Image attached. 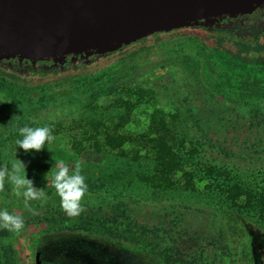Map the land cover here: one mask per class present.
<instances>
[{
  "label": "rangeland",
  "instance_id": "374dc122",
  "mask_svg": "<svg viewBox=\"0 0 264 264\" xmlns=\"http://www.w3.org/2000/svg\"><path fill=\"white\" fill-rule=\"evenodd\" d=\"M139 100L119 131L132 135L146 132L155 110L167 113L177 130L183 164L174 189L158 194L148 189H138L137 193L134 190L133 195L144 205L136 217L151 226L161 222L166 226L173 216L167 219L164 215L172 210L183 211L181 226L188 228L185 223L191 222L194 239H224L230 243V239H237L238 248L230 254L236 264H249L252 254L258 264H264V222L253 212L244 215L232 211L227 203L228 189L235 183L253 193L264 191V87L247 89L220 75L197 43L175 42L141 52L125 60L117 70L85 84L75 81L30 93L0 85V168H10L18 158L25 163L27 177L34 186L43 181L46 187L52 185L53 170L62 165L71 173L78 163L81 175L94 178L103 173L116 179L121 166L134 171L139 167L131 158L135 143L124 145L130 156L119 160V150H112V154L94 150L92 135L97 125L102 131L121 125L122 115L127 113L126 103L133 105ZM22 126H48L53 139L41 151L26 153L15 143L21 138L18 130ZM186 172L194 179L192 189L186 187ZM48 197L55 207L61 204L57 190ZM27 202L22 193L16 194L6 176L0 178V209L15 215L22 212V206L30 207L37 215L49 211L40 208L35 199ZM98 202L82 196L73 211ZM161 207L168 211H159ZM3 229L0 227V231ZM42 231H32L27 226L19 233L9 230L8 236L0 233V263L113 264L104 252L118 253L95 238L36 239ZM40 247L50 248V257H37ZM243 256L246 260L241 262ZM226 259V264L232 263ZM122 264H136V258L126 257Z\"/></svg>",
  "mask_w": 264,
  "mask_h": 264
},
{
  "label": "trees",
  "instance_id": "16d2710c",
  "mask_svg": "<svg viewBox=\"0 0 264 264\" xmlns=\"http://www.w3.org/2000/svg\"><path fill=\"white\" fill-rule=\"evenodd\" d=\"M145 40L146 38L141 39L137 43ZM170 44L172 43L154 45V48H151L152 45L148 44L144 47L143 52L160 49ZM139 53L141 52L138 49L134 55ZM243 60L246 62L259 61L249 56H245ZM121 65L120 63L109 64V67L105 69L98 67L90 70L89 73H85L86 75H83V77L76 78L70 82L62 83L56 81V83H53L50 80H45V77L40 75L43 71L41 69L28 70L26 73H22L19 70V66H9L7 63L0 61V85L24 93L46 92L75 81L81 84L97 81L117 70ZM7 68L14 69V71H7ZM3 76L11 79H20L28 84L23 88L7 83L4 84L2 82ZM247 89H250V87L247 86ZM140 102L141 100L133 105L130 101L126 103L127 113L122 115L124 122L121 125H117L114 129H105L104 131L99 129L100 125H97L96 134L92 135L95 140L94 150L110 152L108 154H112V150H119V160H126L130 156L129 152L124 149V145L128 142L135 143L136 147L132 151L133 155L131 158L139 163V167L134 168V171H126L125 167L121 166L116 179L113 177L108 178L103 173L100 176L97 174L98 177L95 178L86 175L85 183L87 189L83 196L99 202L91 206L88 204L86 209H78V211L73 212L65 208L62 210L61 201V204H56V207L52 204L54 201H47L48 196H52L56 190L53 184L50 185L51 187H46L41 181L35 185L38 188V193L41 194L35 198V202L43 210L49 209V211H46V214L41 212L44 215H37L30 211V207L25 208L22 206L20 208L22 212H18L17 215L23 218V227L29 226L32 231L39 230V228L43 230L42 235H38L36 239L75 236L77 238L102 240L113 246L115 245L122 252H133L151 264H226L228 262L226 258L232 260L231 264H236L235 261L237 260L234 257L232 259L230 254L238 248V240L230 239V243L225 242L224 239H194V235L191 234L192 223L189 221L185 223L188 228L181 226V217L185 214L183 211L172 210L164 215L167 219L169 216H173L171 222L167 221L166 226L163 222L151 226L136 217L138 212L142 213L144 205H141L139 197L133 195L134 190L137 193L138 189H148L151 193L158 194L174 189L179 183L177 174L182 170L183 164L180 147L176 141L177 130L168 120L167 113L155 110L146 132L132 135L119 131V126H122L129 119L133 107ZM100 137L102 140H100ZM142 150H145L144 154H141ZM143 159L148 161L144 162ZM142 166L143 168H140ZM210 171L215 172L214 167H210ZM184 177L186 187L188 189L194 188L195 183L192 174L186 172ZM127 202H130V205ZM227 203L232 211L244 215H249V213L253 212L264 222V191L253 193L244 189L239 183H235L228 189ZM132 204L133 207H131ZM25 205L28 206L29 203L27 202ZM159 211H165V208L161 207ZM167 211L168 209L165 212ZM45 224L46 228L44 229L43 226ZM162 225H164L165 229H163ZM0 233L3 236H8L9 230L4 228ZM186 235L189 236V239H181V236ZM61 243L59 242L58 244ZM60 248L57 246L58 250ZM250 248L252 249V247ZM51 252L50 248L40 247L35 255L37 257H50ZM104 253L108 255L109 259L113 260V264H122L121 259L123 257L118 256V253ZM234 255L238 256L236 252ZM244 256L241 257V262L246 260L243 259L246 258ZM248 261H251L249 264H258L253 254Z\"/></svg>",
  "mask_w": 264,
  "mask_h": 264
},
{
  "label": "water",
  "instance_id": "95a60500",
  "mask_svg": "<svg viewBox=\"0 0 264 264\" xmlns=\"http://www.w3.org/2000/svg\"><path fill=\"white\" fill-rule=\"evenodd\" d=\"M264 0H0V61L63 70L159 32L229 27Z\"/></svg>",
  "mask_w": 264,
  "mask_h": 264
},
{
  "label": "flooded vegetation",
  "instance_id": "af4514ba",
  "mask_svg": "<svg viewBox=\"0 0 264 264\" xmlns=\"http://www.w3.org/2000/svg\"><path fill=\"white\" fill-rule=\"evenodd\" d=\"M197 43L215 70L232 80L233 83L244 84L255 89L264 86V9L249 14L244 20H237L229 27L191 26L174 29L169 32H159L144 42L133 43L122 51L101 57L89 64H77L63 70L47 68H27L17 64L7 63L9 66H19L22 73L28 70H43L40 75L53 83L56 81L70 82L83 77L90 70L109 67V64H122L139 49L143 52L145 46L169 44L174 42ZM245 56L256 58L257 62H246ZM7 71H14L7 68ZM230 73V75H228ZM2 82L15 87H26V82L20 79L2 77ZM25 84V85H24Z\"/></svg>",
  "mask_w": 264,
  "mask_h": 264
},
{
  "label": "clouds",
  "instance_id": "9594fccd",
  "mask_svg": "<svg viewBox=\"0 0 264 264\" xmlns=\"http://www.w3.org/2000/svg\"><path fill=\"white\" fill-rule=\"evenodd\" d=\"M18 131L21 138L17 139L15 143L26 153L30 150L41 151L45 148L46 142L50 143L53 139L51 129L48 126H22ZM5 176L13 186L16 194L20 195L22 193L26 202L41 195L38 193V188L34 186L33 181L27 177L26 165L20 159L17 158L10 168H0V178ZM52 184L61 198L63 207L70 212L77 208L78 202L87 189L85 177L80 174V165L78 163L71 173L69 168L63 165L58 169H54ZM23 226L24 220L21 216L0 209V227L19 233Z\"/></svg>",
  "mask_w": 264,
  "mask_h": 264
},
{
  "label": "crops",
  "instance_id": "0c3cea01",
  "mask_svg": "<svg viewBox=\"0 0 264 264\" xmlns=\"http://www.w3.org/2000/svg\"><path fill=\"white\" fill-rule=\"evenodd\" d=\"M106 245L107 246H113V245L109 244L108 242L106 243ZM111 248L116 249L118 252V256L123 257V259H121L122 263L125 261L126 257H134V258H136V264H148V261L143 259L141 256L132 255L131 253H128V252H122V250H120L119 248H116L115 245Z\"/></svg>",
  "mask_w": 264,
  "mask_h": 264
}]
</instances>
